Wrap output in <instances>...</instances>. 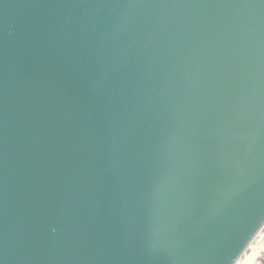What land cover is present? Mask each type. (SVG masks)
<instances>
[{
  "label": "water",
  "instance_id": "95a60500",
  "mask_svg": "<svg viewBox=\"0 0 264 264\" xmlns=\"http://www.w3.org/2000/svg\"><path fill=\"white\" fill-rule=\"evenodd\" d=\"M263 229L264 0H0V264H237Z\"/></svg>",
  "mask_w": 264,
  "mask_h": 264
},
{
  "label": "rangeland",
  "instance_id": "374dc122",
  "mask_svg": "<svg viewBox=\"0 0 264 264\" xmlns=\"http://www.w3.org/2000/svg\"><path fill=\"white\" fill-rule=\"evenodd\" d=\"M254 243L238 264H264V229Z\"/></svg>",
  "mask_w": 264,
  "mask_h": 264
},
{
  "label": "built area",
  "instance_id": "2783aa9c",
  "mask_svg": "<svg viewBox=\"0 0 264 264\" xmlns=\"http://www.w3.org/2000/svg\"><path fill=\"white\" fill-rule=\"evenodd\" d=\"M260 234H261V233H260ZM258 237H259V235H258V236L255 238V240L253 241V244H255L254 242L257 240ZM259 241H260V239L258 240V242H259ZM248 250H250V248H249ZM248 250H247V251H248ZM247 251H246V252H247ZM245 255H246V253H245Z\"/></svg>",
  "mask_w": 264,
  "mask_h": 264
},
{
  "label": "bare ground",
  "instance_id": "6f19581e",
  "mask_svg": "<svg viewBox=\"0 0 264 264\" xmlns=\"http://www.w3.org/2000/svg\"><path fill=\"white\" fill-rule=\"evenodd\" d=\"M259 236H260V234H259ZM252 246H253V243L251 244L250 248H251ZM244 255H245V254H244ZM248 258H249V257H248ZM241 259H242V258H241ZM239 262H240V261H239ZM239 262H238V263H239ZM238 263H237V264H238Z\"/></svg>",
  "mask_w": 264,
  "mask_h": 264
},
{
  "label": "snow or ice",
  "instance_id": "6c2138e0",
  "mask_svg": "<svg viewBox=\"0 0 264 264\" xmlns=\"http://www.w3.org/2000/svg\"><path fill=\"white\" fill-rule=\"evenodd\" d=\"M235 258H236V257H235ZM235 258H234V259H235Z\"/></svg>",
  "mask_w": 264,
  "mask_h": 264
}]
</instances>
